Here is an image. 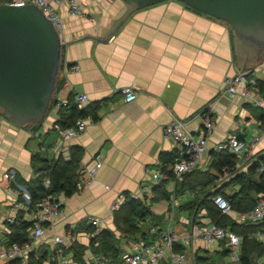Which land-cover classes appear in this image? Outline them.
I'll use <instances>...</instances> for the list:
<instances>
[{
    "label": "crops",
    "instance_id": "0c3cea01",
    "mask_svg": "<svg viewBox=\"0 0 264 264\" xmlns=\"http://www.w3.org/2000/svg\"><path fill=\"white\" fill-rule=\"evenodd\" d=\"M78 1L81 14L69 15L65 9L60 14L61 64L52 96L54 102L51 100L45 117L34 124L17 126L0 111V246L4 245L2 242L10 231L6 217L23 214L25 219H31L33 216L29 206L13 208V203L20 200L18 191L3 173L14 169L17 179L29 181L36 177L32 164L35 153L47 159L60 156L69 159L71 148L79 146L82 149L79 169H90L97 161L101 162V167L71 196H57L62 201L61 217L52 229L45 231L35 251L39 255L40 250L46 251L44 260H47L53 251L50 239L71 232V238L62 245L68 264H95L94 256L105 254L93 251L90 235L79 231L82 227L79 224L87 223L90 217H98L103 228L113 231L118 239L115 243L117 254L107 255L108 264H122L123 252L134 251L140 243L158 239L150 231L145 236L121 234L116 230L113 213L125 201V194L145 202L147 197L152 199L154 185L150 183V171L169 166L170 157L175 154V144L164 135L165 125L173 118L187 119L188 128L197 135L201 128L197 112L211 103L214 126L208 136L204 159L211 161L214 144L233 134L245 141L259 135L255 153H264V110L252 106L241 96L232 97L225 92L226 79L241 70H252L256 79L263 78L264 57L243 66L238 59L231 25L181 1H161L129 14L123 0ZM0 4H7L6 0ZM124 87L136 92L135 99L124 100ZM78 93L88 97L83 108L94 105L96 109L85 117L87 125L83 132L63 139L59 132V111L74 104V96ZM93 113L96 119L92 118ZM42 145L51 150L40 151ZM242 170L247 172L248 167ZM182 181L170 178L163 182L162 189L168 192L165 184L171 183L173 191L168 193L173 195L174 201L188 194L193 196L179 205L180 212L188 209L192 218L181 215L171 219L175 208L172 204L173 210L168 207L169 219L165 221L153 214L154 217H148L143 225L149 230L153 226L167 229L169 225L172 232L182 237L175 243L184 247L189 258L193 254V264H197L195 256L212 261V252L228 257L223 242L209 245L198 236L203 225L216 221L205 208L185 206L198 194L186 190L175 193L176 185ZM227 181H216L215 187ZM144 184L150 185V192L143 190ZM238 187L227 186L225 192L231 194ZM119 195H123L124 200L114 208ZM203 195H200L201 200ZM164 221L167 222L165 226ZM223 227L231 230L230 225ZM74 241L83 248L79 256H74L70 249ZM213 245L217 249H213ZM167 255L160 264H166ZM262 256L264 254L259 257ZM220 261L217 264H227Z\"/></svg>",
    "mask_w": 264,
    "mask_h": 264
},
{
    "label": "built area",
    "instance_id": "2783aa9c",
    "mask_svg": "<svg viewBox=\"0 0 264 264\" xmlns=\"http://www.w3.org/2000/svg\"><path fill=\"white\" fill-rule=\"evenodd\" d=\"M6 3L15 6L35 5L59 32L62 28L60 16L62 10L65 9L69 15L81 14L78 0H6ZM255 81L256 77L252 70H241L234 76L226 79L225 92L232 97L241 96L247 99L252 106L264 110V95L259 94L254 89ZM122 94L125 101H131L136 97V92L131 87H124ZM87 100L88 97L84 93H78L74 96V102L79 107H82ZM213 112L214 107L211 103H208L197 112V116L201 120V128L197 135L188 128L187 119L173 118L165 125L164 135L175 144V157L169 166L150 171V183L152 185L159 184L170 178L179 180L185 174L194 170L205 171L208 168L210 161L204 159L203 156L208 150V136L214 126L212 119ZM86 125L87 121L85 118H78L73 125L60 128L59 132L63 139H70L83 132ZM262 131L264 132V125L262 126ZM260 138L259 135H255L248 141H245L233 134L225 140L215 143L212 147L213 151H226L239 157L234 167L223 166L221 168V174L216 181H227L235 173L242 172L243 168L245 170L255 162H258L256 171L263 174L264 153H255V146L260 141ZM39 150L47 152L51 150V147L42 145ZM100 167L101 162L97 161L90 169H80L81 176L77 187L79 188L81 185L88 183L89 179L94 176ZM15 175L14 169H8L3 173V177L14 184L18 195L21 197V200H16L13 203V208L18 210L21 209L22 205L29 206L31 197L25 187L15 182ZM44 184L48 186L49 180L45 179ZM142 188L145 192H150L149 184H144ZM208 198L221 214L230 215L235 222L260 223L264 221V192L257 195L254 207L246 212L234 210L230 199L220 193L210 195ZM123 200L124 196L119 195L118 201L114 203V208L119 207ZM61 207L62 201L56 200L54 196L48 195L43 198L38 203L37 209L31 218L33 220V228L30 231L28 239L23 243L0 246V264L13 259H19L21 264H28L31 253L38 259L39 254L35 251V245L43 239L45 231L52 229L58 222L62 213ZM20 221L16 215L5 218V222L9 225L18 224ZM87 223L94 228V234L101 232L103 229L102 222L98 217H90ZM150 232L157 235V241L143 242L134 251L123 252L120 258L122 264H160L167 254L166 259L168 260L166 264H193V254L191 258H187L185 252L173 250V244L181 240L182 237L172 232L169 225L167 229H159L153 226L150 228ZM198 236L209 245L223 242L227 247L230 260L236 264L238 263L239 247L242 239L240 235L216 222H209L199 229ZM70 238L71 232H68L66 236L54 235L52 240L50 239L49 241V245L53 246L52 254L41 264H68V257L64 254L62 245L66 239ZM248 238H257L264 242V229L255 233H249ZM94 261L95 264H108L110 262L107 255H95ZM257 262L258 264H264L261 257L257 258Z\"/></svg>",
    "mask_w": 264,
    "mask_h": 264
},
{
    "label": "trees",
    "instance_id": "16d2710c",
    "mask_svg": "<svg viewBox=\"0 0 264 264\" xmlns=\"http://www.w3.org/2000/svg\"><path fill=\"white\" fill-rule=\"evenodd\" d=\"M3 0H0L2 2ZM254 89L261 95H264V76L257 78L255 81ZM54 102V100H52ZM51 106V103H50ZM96 106L91 105L89 109L79 107L75 102L60 108V119L58 121L60 128H66L75 123L78 118L88 117L89 112H94ZM90 110V111H89ZM92 118L96 119L93 113ZM212 160L205 171L194 170L182 177V182L176 185L175 193L188 191L190 193L198 194L194 201L185 204V206L205 208L209 216L216 223L226 226L230 225L231 230L236 234L242 236V242L239 249V260L237 264H257L256 259L264 254V243L257 238H248L249 233H254L258 229L264 227V221L260 223L237 224L231 220L227 215L221 214L220 211L208 200L209 195L220 193L230 199L232 207L241 212L251 210L257 200V195L264 192V173L260 174L256 171L258 162L253 163L248 167L247 172L235 173L230 180L223 183L219 188L215 187V182L221 174V168L234 167L239 158L236 154L228 153L226 151H212ZM82 156V149L79 146L71 148V155L69 159H64L62 156L56 159H47L41 153H35L32 156V164L35 169L36 177L29 181H22L17 179L15 175V182L25 187L29 192L31 201L29 210L35 213L38 203L48 195L54 196L58 200L59 194L71 196L78 189L77 183L79 182L81 172L79 169V162ZM164 158V155L162 156ZM174 156L170 161L174 160ZM167 159V158H166ZM169 159V158H168ZM45 179L49 180V185L45 186ZM20 180V181H19ZM164 182V181H163ZM163 182L153 186L154 195L152 200L157 199H170V194L162 189ZM14 186V184L12 183ZM238 185V189L232 191L231 194L225 192L227 186ZM215 187V189H213ZM204 194L201 200L200 195ZM21 200V197L19 196ZM153 218L149 206L145 201L139 198H133L125 194V201L122 205L114 211L113 222L116 230L126 236H136L140 234L145 236L148 234L149 227L143 225L147 218ZM18 224L9 226L10 231L6 233L2 244L9 246L12 243L25 242L33 228L32 219H22L23 214L17 215ZM81 230L90 235V246H92L95 253L101 252L108 256H115L117 254L116 244L117 236L110 229L103 228L101 232L94 234V228L88 224H79ZM174 250L184 252V247L179 243L173 244ZM73 250L74 256H79L83 252V248L77 243L73 242L70 246ZM228 250L226 249L227 252ZM47 255L46 251L40 250L38 259L31 253L28 264H41ZM197 264H215L213 261L207 262V258L195 256ZM3 264H21L19 259L9 260Z\"/></svg>",
    "mask_w": 264,
    "mask_h": 264
},
{
    "label": "water",
    "instance_id": "95a60500",
    "mask_svg": "<svg viewBox=\"0 0 264 264\" xmlns=\"http://www.w3.org/2000/svg\"><path fill=\"white\" fill-rule=\"evenodd\" d=\"M123 1L129 14L165 0ZM177 1L229 23L243 66L264 57V0ZM61 48L59 32L38 7L0 4V108L13 124H34L45 117L56 89Z\"/></svg>",
    "mask_w": 264,
    "mask_h": 264
},
{
    "label": "rangeland",
    "instance_id": "374dc122",
    "mask_svg": "<svg viewBox=\"0 0 264 264\" xmlns=\"http://www.w3.org/2000/svg\"><path fill=\"white\" fill-rule=\"evenodd\" d=\"M0 111H2L1 108H0ZM165 187L169 193L173 191L172 190L173 185L171 183H166ZM192 198H193V196H191L189 194L182 196V197H177L175 199V201L173 199L172 194H171L170 199L168 201L165 199L152 200L150 197H147L146 204L149 206V209L151 210L152 214H154L155 216H161L163 219H165V221L167 219H169L170 212L168 210L169 209L168 207H170L172 209V204L174 205L175 208H174V210L172 209L173 210V217L171 219L174 220L175 218L180 217L181 215H185V217L191 219L192 218L191 211H189L188 209H185V211L180 212L179 205L189 201ZM165 221L163 222L164 226L167 223V222L165 223ZM214 248L217 249L216 245H213V249ZM186 255H187V258H189V254H186ZM211 255H212L211 260L214 261V263H216V264L220 260H221L220 263L222 261H224L227 264H235L230 260L229 257H225L222 254H219L218 252H212ZM261 260H262V262H264V256L261 257Z\"/></svg>",
    "mask_w": 264,
    "mask_h": 264
},
{
    "label": "bare ground",
    "instance_id": "6f19581e",
    "mask_svg": "<svg viewBox=\"0 0 264 264\" xmlns=\"http://www.w3.org/2000/svg\"><path fill=\"white\" fill-rule=\"evenodd\" d=\"M52 102V101H51Z\"/></svg>",
    "mask_w": 264,
    "mask_h": 264
}]
</instances>
